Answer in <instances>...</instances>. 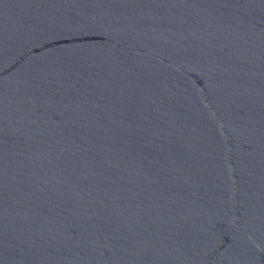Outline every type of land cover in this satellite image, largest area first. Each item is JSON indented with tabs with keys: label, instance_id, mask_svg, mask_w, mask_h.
Returning a JSON list of instances; mask_svg holds the SVG:
<instances>
[{
	"label": "water",
	"instance_id": "obj_1",
	"mask_svg": "<svg viewBox=\"0 0 264 264\" xmlns=\"http://www.w3.org/2000/svg\"><path fill=\"white\" fill-rule=\"evenodd\" d=\"M0 264H264V0H0Z\"/></svg>",
	"mask_w": 264,
	"mask_h": 264
}]
</instances>
